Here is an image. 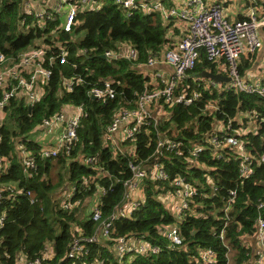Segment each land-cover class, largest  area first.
<instances>
[{
	"label": "trees",
	"instance_id": "1",
	"mask_svg": "<svg viewBox=\"0 0 264 264\" xmlns=\"http://www.w3.org/2000/svg\"><path fill=\"white\" fill-rule=\"evenodd\" d=\"M102 2V8L97 12L79 13L78 25L70 33L57 31L51 35L55 24L48 25L44 31L36 28L25 30L19 24L21 1L0 0V51L6 57L16 59L26 49L39 44L60 42L68 47L67 63L52 66V75L44 86V93L30 111L20 99H11L4 109L5 118L0 126V156L8 160L9 166L0 176V183L15 185L23 193H4L0 206V212L5 215L0 228V264H18L19 255L32 260L41 255L46 246L52 248V256L44 264H198V252L207 248L216 252V264H243L247 260L243 239L252 236L254 222L259 216L264 219V206L258 209L264 203V166H255L251 178L240 184L237 161L231 158L228 161L216 160L208 152L202 153L198 161L209 172L204 168L187 169L184 156H170L166 160L170 179L183 175L200 187L204 185L206 174L211 177L217 191L212 194L208 186L199 191L194 199L195 214L188 213L181 223H177L159 200L160 194L171 188L170 181L161 183L146 179L142 184L144 206L129 218L116 221L109 240L91 245L86 256L78 260L67 259L73 237L72 225H76L84 235H91L96 226L90 218L80 219L81 207L94 189L75 195L73 200L80 201V204L73 210L62 209V195L67 187L81 176L95 174L76 159L94 158L96 165L107 174L98 181L107 189L101 198L100 208L105 218L120 203L122 183L130 178L131 173L129 156L124 153L113 155L103 146V133L114 112L124 106L132 107L137 93L147 82L137 65L145 63L149 56L160 55L165 46L173 44L171 38L178 36L173 23L165 24L158 14L136 13L127 18L112 0ZM164 2L171 4L169 0ZM81 32L84 33L83 38L74 42V36ZM122 43L136 49V60L103 58L105 52L117 50ZM80 50H85L86 54L77 55ZM248 67L244 60L240 73ZM204 71L216 72L215 66L201 51L198 62L190 71V78L185 81L189 91L195 89L200 98L189 107L177 105L169 109V119L161 130L168 137L188 144L197 142L217 121L234 119L240 113L252 114L259 129L256 134L246 135L245 140L254 156L263 153L264 98L196 88L192 79ZM70 78L80 79L81 83L73 91L66 92L62 81ZM106 79L113 81L116 97L106 103L91 99L87 92L93 86L100 87ZM208 102H215L218 111L211 116H203L201 112ZM78 105L83 106L85 116L79 123L77 140L70 155L60 153L55 159H40V145L30 139L29 134L41 125L43 119L60 113L66 106ZM233 126L236 127V122ZM17 143H23L35 156L37 168L31 176L23 174L16 153ZM154 147V133L151 129L143 130L136 137L134 159L145 162ZM144 167L149 170V163ZM231 190H236V203L225 227L224 244L218 239L223 227L221 210ZM26 192H30L34 204H30ZM202 194H207V197ZM171 225L178 226L182 247H170L162 234V229ZM125 236L157 245L160 252L157 255L125 257L119 261L114 252V240Z\"/></svg>",
	"mask_w": 264,
	"mask_h": 264
},
{
	"label": "built area",
	"instance_id": "2",
	"mask_svg": "<svg viewBox=\"0 0 264 264\" xmlns=\"http://www.w3.org/2000/svg\"><path fill=\"white\" fill-rule=\"evenodd\" d=\"M20 25L28 30L36 28L41 31L48 25L55 24L50 31L55 35L57 31L70 33L78 25V15L82 12H97L102 6V0H20ZM124 13L125 17H132L135 13L158 14L165 24L173 23L180 26L181 33L177 41L165 46L158 56H149L143 64L137 65L142 70L147 82L137 93L133 106H124L117 109L112 115L103 136V146L113 155L124 153L129 156V179L123 181L121 201L112 212L102 217L101 198L106 193V187L99 184L103 176H107L96 161L91 157H79L76 160L86 166L94 175L81 176L71 183L63 193L62 209L71 211L80 204L73 197L83 191L94 189V193L85 201L80 213L83 218H90L95 224L91 235H84L76 226L72 225L73 237L67 259L78 260L89 253V247L109 240L113 225L116 221L129 218L134 212L144 206L145 194L142 184L146 179L152 182H168L171 188L160 194L159 200L172 214L177 223H181L188 213L195 214L194 199L199 191L208 186L214 194L217 189L211 177L206 174L204 185L187 180L186 176L176 175L170 179L166 169V160L170 156H184L187 169L204 168L198 161L200 155L208 152L216 160L228 161L230 158L238 163V177L240 184L248 180L254 173V167L264 166V152L254 156L249 150V143L245 140L249 133L256 134L259 126L251 114H237L234 119L224 122L217 121L212 129L203 133L197 142L184 144L166 135L161 130L164 122L168 121V112L174 106L189 107L200 98V93L190 87L185 81L190 78V71L198 62L201 51L208 62L215 66V73L229 78L227 83H217L211 79H204L195 75L193 82L196 88L205 91L216 90L218 93L232 92L245 93L264 98V75L259 79L251 78L239 68L242 59L254 56L263 48L260 29L264 28V0H242L246 8V15L241 20L230 21L220 2L211 0H181L178 4L166 5L164 0H112ZM30 19V22L28 20ZM177 28V27H176ZM178 29V30H179ZM85 50L77 51L83 56ZM68 47L60 42L54 45L39 44L22 52L16 59L6 57L0 51V126L5 117V107L11 99L24 100L32 107L41 99L44 86L52 75V66L55 63L64 65L68 60ZM105 59H119L134 61L138 58L136 49L128 43H122L115 51L103 54ZM81 83L80 79L70 78L62 81L66 92L73 91ZM87 95L98 102L106 103L116 97L113 81L103 80L101 86H93ZM218 111L215 102H208L201 114L211 116ZM85 116L82 105L66 106L60 113L43 119L40 128L47 134L54 136L51 143L40 145V159H55L60 153L70 155L77 140V129L81 119ZM236 122V127L233 126ZM155 135V147L151 156L145 161H136V137L143 130H150ZM195 128V133H196ZM264 141V132L262 135ZM22 171L25 176H31L36 168L35 156L23 143L16 144ZM149 163L147 170L145 163ZM9 162L0 156V176L8 168ZM205 171H210L208 168ZM111 180V178H109ZM116 182H118L116 180ZM9 195L21 194L15 185L0 183V206L4 193ZM25 195L34 204L30 192ZM207 197V194H202ZM12 197V196H11ZM7 198H10L7 196ZM236 190H231L221 210L223 213V227L218 239L225 244V227L230 219L229 214L235 205ZM89 202V203H88ZM88 203V205H87ZM264 203L258 206L262 208ZM84 212L87 213L84 216ZM5 222L4 213L0 212V228ZM170 247H182L183 240L177 225L162 229ZM252 242L243 243L246 249L247 260L243 264H264V219L258 217L254 222ZM223 244V245H224ZM51 248L44 247L41 255L27 260L24 255L17 258L18 264H44L51 258ZM114 252L119 261L125 257L157 255L160 247L149 242L132 237H118L114 240ZM198 264H216L217 254L211 249L198 252Z\"/></svg>",
	"mask_w": 264,
	"mask_h": 264
},
{
	"label": "crops",
	"instance_id": "3",
	"mask_svg": "<svg viewBox=\"0 0 264 264\" xmlns=\"http://www.w3.org/2000/svg\"><path fill=\"white\" fill-rule=\"evenodd\" d=\"M169 1L171 2V4L176 5L181 0H169ZM211 1L220 2L223 5V7L225 9V13L228 16L230 21L241 20L246 15V8H245V5L243 4L242 0H211ZM176 27H177V30L180 28L179 25H177ZM180 29L178 30V36H179V31L181 33ZM259 34H260V37L263 41V48L261 50H259L254 56L242 59V62H241V64H243V61L246 60L248 65H249L248 69L244 70L243 72L246 75H248L249 77L257 78V79L262 77L261 75H264V28L260 29ZM174 36L171 39L175 42V41H177L178 36H176V37H174ZM36 128L42 134L39 133L36 136H34V138H32L33 141L37 142L39 145H42L44 143H51L53 141L54 136H50L49 134H47L45 132V130L43 128H40L39 126ZM39 141H40V143H39ZM88 203H87V205H88ZM82 218H83V215H80V219H82ZM252 241H253L252 237H247V238L243 239V243L244 242L249 243ZM50 253L52 256V248H51Z\"/></svg>",
	"mask_w": 264,
	"mask_h": 264
},
{
	"label": "water",
	"instance_id": "4",
	"mask_svg": "<svg viewBox=\"0 0 264 264\" xmlns=\"http://www.w3.org/2000/svg\"><path fill=\"white\" fill-rule=\"evenodd\" d=\"M198 76L201 77V78H204V79H211V80H213L214 82H217V83H221V82L222 83H227V82H229V78L228 77H224V76L217 75V74H211V73H208L206 71L200 73ZM27 108H28V111L31 110V107L29 105L27 106Z\"/></svg>",
	"mask_w": 264,
	"mask_h": 264
},
{
	"label": "rangeland",
	"instance_id": "5",
	"mask_svg": "<svg viewBox=\"0 0 264 264\" xmlns=\"http://www.w3.org/2000/svg\"><path fill=\"white\" fill-rule=\"evenodd\" d=\"M83 36H84V33H83V32H81V33L78 34V35H75L74 38H73L74 42L80 40L81 38H83ZM4 118H5V117H4ZM0 121H1V120H0ZM3 121H4V119H3ZM39 133H41V132L38 131L37 128H35V129L29 134V138L32 139V138H34V136H36V135L39 134ZM41 134H42V133H41ZM39 143H40V141H39ZM81 215H82V214H81ZM86 215H87V213L84 212V216H86ZM230 256H231V255H230Z\"/></svg>",
	"mask_w": 264,
	"mask_h": 264
},
{
	"label": "bare ground",
	"instance_id": "6",
	"mask_svg": "<svg viewBox=\"0 0 264 264\" xmlns=\"http://www.w3.org/2000/svg\"><path fill=\"white\" fill-rule=\"evenodd\" d=\"M136 14V13H135Z\"/></svg>",
	"mask_w": 264,
	"mask_h": 264
}]
</instances>
